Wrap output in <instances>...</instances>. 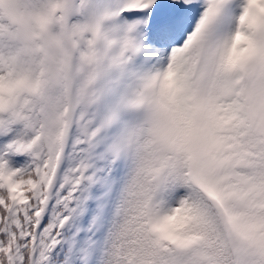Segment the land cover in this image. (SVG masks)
<instances>
[{
	"label": "snow or ice",
	"instance_id": "6c2138e0",
	"mask_svg": "<svg viewBox=\"0 0 264 264\" xmlns=\"http://www.w3.org/2000/svg\"><path fill=\"white\" fill-rule=\"evenodd\" d=\"M0 264H264V0H0Z\"/></svg>",
	"mask_w": 264,
	"mask_h": 264
}]
</instances>
